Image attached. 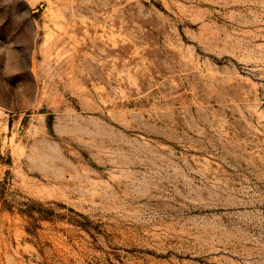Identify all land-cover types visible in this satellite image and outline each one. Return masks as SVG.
Segmentation results:
<instances>
[{"label":"rangeland","instance_id":"rangeland-1","mask_svg":"<svg viewBox=\"0 0 264 264\" xmlns=\"http://www.w3.org/2000/svg\"><path fill=\"white\" fill-rule=\"evenodd\" d=\"M0 264H264V0H0Z\"/></svg>","mask_w":264,"mask_h":264}]
</instances>
